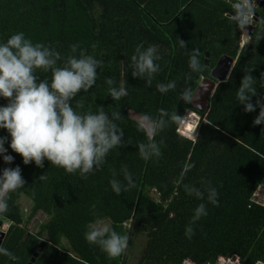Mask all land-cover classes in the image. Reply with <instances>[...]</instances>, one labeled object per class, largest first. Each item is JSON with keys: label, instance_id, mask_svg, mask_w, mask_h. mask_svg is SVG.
Returning <instances> with one entry per match:
<instances>
[{"label": "trees", "instance_id": "1", "mask_svg": "<svg viewBox=\"0 0 264 264\" xmlns=\"http://www.w3.org/2000/svg\"><path fill=\"white\" fill-rule=\"evenodd\" d=\"M231 13L229 0H0V42L23 32L33 43L51 45L62 56L78 43L103 61L96 85L75 100H83L82 111L104 107L111 116L119 110L122 118L116 123L126 143L109 153L101 170L84 179L47 160L43 168L34 162L25 165L11 150L7 131L0 129V136L8 137L7 154L14 157L12 164H5L0 156V170L19 166L26 182L10 194L8 211L0 215V230L9 225L2 246L17 257L0 255V264H28L44 235L47 244L34 264H127V252L139 235L146 241L135 264H180L187 258L198 264L223 258L241 264L264 262V208L250 203L264 177V124L253 125L259 108L246 113L236 99L246 66L254 68L257 94L264 96V39L256 42V34L264 33V6L257 11L260 22L255 24L249 47L241 53V31L229 18ZM178 40L186 42L187 50L179 47ZM141 43L145 48L156 45L162 57L157 62L161 71L151 86L131 73V56ZM193 48L199 49L204 70L191 73L186 84L190 72L187 51ZM224 55L234 57L236 63L228 80L217 86L208 111L198 112L180 95L186 86L193 92L203 78L211 77ZM38 75L50 78V73ZM106 77L113 78L117 87L124 84L128 95L113 101ZM169 81H175L176 88L160 93L156 85ZM6 104L0 98V106ZM161 109L182 119L169 121L155 135L162 155L144 161L136 145L146 143L147 137L133 114L146 113L155 119ZM187 113L193 124L184 127ZM181 125L186 137L178 132ZM125 165L135 187L116 195L110 180L113 171L122 179ZM45 174L47 179L40 181ZM202 181H210L217 189L219 206L207 201L206 192L204 200L186 193L184 185L204 191ZM23 196L32 204L27 218L19 204ZM201 203L208 214L192 225L194 234L189 238L186 226ZM39 212L48 219L34 234L27 226ZM104 220L129 236L126 252L115 259L85 240L88 227Z\"/></svg>", "mask_w": 264, "mask_h": 264}, {"label": "clouds", "instance_id": "2", "mask_svg": "<svg viewBox=\"0 0 264 264\" xmlns=\"http://www.w3.org/2000/svg\"><path fill=\"white\" fill-rule=\"evenodd\" d=\"M229 3L232 21L240 31L249 34L248 28L253 26L256 15L257 0H229ZM261 39H264V33H257L256 42L259 43ZM178 43L180 48L187 50L185 41L178 40ZM187 54L190 72L185 76L186 84L192 79L191 73L204 70L199 59V49L188 50ZM161 59L156 45L149 44L145 48L143 43L138 44L131 56L132 76L143 79L151 86L156 74L161 71L157 63ZM102 67L103 61L88 54L78 43L72 44L70 53L62 56L51 45L33 43L23 32H16L5 42H0V98L7 100L6 105L0 106V129L7 131L11 150L22 157L25 165L34 162L37 167L43 168L47 160L68 174L79 173L81 178L87 179L89 174L101 170L113 149L126 145L122 139L123 129L116 123L122 118L119 110L113 111L111 116L104 111V107L96 112L90 109L82 111L83 100H75L79 94L89 92L96 85L97 70ZM253 69L248 66L244 68L245 75L236 90V99L244 106L246 113L259 108L253 120L255 126L264 124V96L257 94ZM38 72L50 73V78L42 79ZM105 83L113 101H120L128 95L127 87L124 84L117 87L113 78L106 77ZM176 86L175 81H169L167 84L158 83L156 88L166 94ZM253 97H257L255 103L252 102ZM194 98L191 88L186 86L180 99L192 103ZM181 119L177 113L170 114L163 109L155 119L146 113L141 114L137 122L138 129L146 134L147 142L137 143L139 156L144 161L159 158L162 153L154 139L155 135L164 130L169 121L177 122ZM7 142V136H0V156L5 164H12L14 157L7 154L8 149L4 146ZM191 167L194 165L187 166ZM121 173L122 179H117L113 171V179L110 180L116 195L135 187L133 174L126 165L121 168ZM46 179V174L39 177L40 181ZM25 183L19 166L0 170V215L8 211L10 194L22 189ZM202 183H206L204 191L192 185H184L186 193L204 200L206 192L207 201L219 206L217 189L211 186L210 181ZM207 214L206 205L199 204L186 226V236L190 238L194 234L192 225ZM84 236L89 244L99 246L109 259L120 257L128 248L127 234H120L99 221L89 226ZM0 255L17 259L3 246H0Z\"/></svg>", "mask_w": 264, "mask_h": 264}, {"label": "water", "instance_id": "3", "mask_svg": "<svg viewBox=\"0 0 264 264\" xmlns=\"http://www.w3.org/2000/svg\"><path fill=\"white\" fill-rule=\"evenodd\" d=\"M258 4L260 7H263L264 0H258ZM259 22H260V18L258 17L256 19V23ZM255 28L256 26L254 25L249 29L248 32L250 36L253 35ZM209 58H210V53H207L205 59L206 66H209ZM235 63H236V59L228 55H224L219 59L216 66L211 71V77L203 78L196 87V89L193 91V94L196 97L191 103L193 109H195L198 112L208 111L211 98L213 97L217 86L219 85V83H223L228 80ZM188 113L196 114L194 112H188ZM6 233L7 232H5L4 230H0V246H2L3 244V241L6 237ZM46 244L47 242L45 240H42L40 242L36 252L34 253L33 257L30 259L28 264H34L36 262L37 258L43 252Z\"/></svg>", "mask_w": 264, "mask_h": 264}, {"label": "rangeland", "instance_id": "4", "mask_svg": "<svg viewBox=\"0 0 264 264\" xmlns=\"http://www.w3.org/2000/svg\"><path fill=\"white\" fill-rule=\"evenodd\" d=\"M191 114H188L185 122L183 123L184 127L189 126V123L193 124V121L191 122L192 118H191ZM133 118L138 121L139 119V115L133 114ZM183 128V127H182ZM19 204L22 208V211L24 213L25 218H27V216L30 213L31 210V202L28 198L26 197H22L19 201ZM48 217L46 216V214L39 212L35 215V217L29 222L27 228L29 230V232L37 234L40 231V226L45 223L47 221ZM101 224H106L108 226H110V222L109 221H100ZM8 227L6 224L2 227L1 230H4L5 232H7ZM44 240L45 235L42 236ZM42 241V240H41ZM145 237L143 235H139L135 238L134 240V244L132 245V247H130V249L127 252V257H128V262L127 264H135L136 263V259L139 256L140 252L143 250L144 246H145ZM65 246L67 247V244L65 243Z\"/></svg>", "mask_w": 264, "mask_h": 264}, {"label": "built area", "instance_id": "5", "mask_svg": "<svg viewBox=\"0 0 264 264\" xmlns=\"http://www.w3.org/2000/svg\"><path fill=\"white\" fill-rule=\"evenodd\" d=\"M257 2H258V0H257ZM259 7L260 6L258 4V6L255 9L256 15H255V19L253 22V26L256 24V19L258 18L257 11H258ZM229 18L231 19V15H229ZM251 27L252 26H249L248 31ZM250 40L251 39H250L249 34H245L244 32L241 31V40L239 42V53H241L243 51H247L249 44H250ZM199 120H200V118H199ZM183 131L184 130H183L182 125H181L178 132L181 135L185 136ZM192 139H195V137ZM250 203L253 205L260 206V207L264 208V177L261 179V181L258 183L256 189L254 190V192L250 198ZM7 226H9V225H7ZM126 226H128V224H126ZM180 264H198V263H196L195 261H193L190 258H187V259L183 260ZM213 264H241V263L232 261V260L227 259V258H223L220 261L213 263ZM255 264H264V262L258 261Z\"/></svg>", "mask_w": 264, "mask_h": 264}]
</instances>
